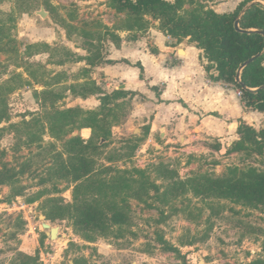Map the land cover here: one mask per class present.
I'll return each instance as SVG.
<instances>
[{"label":"rangeland","instance_id":"rangeland-1","mask_svg":"<svg viewBox=\"0 0 264 264\" xmlns=\"http://www.w3.org/2000/svg\"><path fill=\"white\" fill-rule=\"evenodd\" d=\"M205 5L207 0H195L178 15L188 18ZM125 18L110 0H0V111L6 115L0 122V264H21L24 254L37 258V264H44L42 254L46 261L54 257L59 264L264 261L260 209L192 192L164 196L176 175L185 180L195 174L225 176L232 168L262 169L264 147L259 152L248 140L235 150L234 144L217 147L214 140L184 143L158 135L145 139L141 121H128L130 100L82 107L65 90L92 77L93 65L85 59L98 52L103 64L112 55L111 34L125 38L142 33L122 31ZM156 24L151 20L149 27ZM83 31L96 32L100 38L86 37V43L88 38L92 43L88 50L82 48ZM45 90L63 95L53 103L54 109H81L60 117L54 132L46 121V113L54 110L49 104L43 108L38 100ZM82 121L92 126L85 127L90 130L87 138ZM242 130L241 138L246 133ZM261 130L255 132L259 141ZM74 134L96 146L94 173L78 189L76 183L53 175L58 154L66 159L63 142ZM165 170L176 174L165 179L160 176ZM89 183L93 186L86 187ZM81 198H97L124 211L128 223L104 234H85L75 229L69 212L63 218L47 219L53 205L65 206ZM43 222L60 228L56 239L49 238Z\"/></svg>","mask_w":264,"mask_h":264},{"label":"trees","instance_id":"trees-1","mask_svg":"<svg viewBox=\"0 0 264 264\" xmlns=\"http://www.w3.org/2000/svg\"><path fill=\"white\" fill-rule=\"evenodd\" d=\"M260 1L263 3L254 2L244 11H242L244 5L240 4L234 11L222 14L204 9L202 6L200 9L195 8L191 11L188 18L180 17L178 13L186 4L191 5L195 0H110V3L118 11L126 14L124 22L120 25L122 31L143 32L149 27L150 21L154 20L159 22L157 28L165 35L179 41L189 37L202 49L209 63L205 67L206 71L209 72L211 69L216 71V75H210V78L213 81L233 85L241 92L240 97L246 108L264 113V0ZM96 34V32L83 31L85 40L82 48L88 50L92 46L89 38L99 41L100 38H97ZM111 35L112 41L118 44L120 38L114 34ZM86 37H89L87 43ZM251 58L254 59L243 66ZM85 60L90 65L102 62L98 52ZM104 62L109 64L113 60ZM238 74L239 80L236 79ZM65 90L72 96L81 98L103 93L94 82L70 84L65 87ZM127 94L123 90H115L110 94L104 93L99 97L100 106L125 98ZM39 95L38 100L41 106L44 108L49 104L51 109L53 103L63 97L62 94L52 90L42 91ZM53 110L51 113H46V121L48 120L51 124L52 132L60 117L68 116L74 111H81V109L72 108L65 111L54 108ZM5 117V112L0 111V122ZM85 127L92 126L82 121L81 128ZM61 128L53 133L55 137H58L57 132H60ZM242 131L246 132L245 136L234 143L233 149L238 150L243 146L241 142L248 140L247 142L253 143L260 152L264 147V127L259 133L261 141L255 138L254 128L244 125ZM101 137L106 140V133L103 132ZM95 147L91 140L84 141L78 135L70 136L63 142L66 159H63V153L58 154L59 159L53 175L67 178L76 183V187L80 186L78 184L84 185L94 173L92 152ZM175 174L165 170L160 176L167 179L174 177ZM177 177L176 175L169 181L164 191L165 197H178L192 192L203 198L225 199L264 212V166L262 169L253 166L246 169L232 168L229 174L218 177L197 174L185 180H178ZM90 186H93V183H89L86 187ZM65 211L70 213L75 229L85 234H104L113 227L128 223V216L124 211L115 209L110 204L104 205L97 198L76 199L74 203L65 206L53 205L46 217L50 220L63 218ZM261 250L264 252V240ZM20 258L21 264H37V258L30 255H20ZM250 264H264V261L257 259Z\"/></svg>","mask_w":264,"mask_h":264},{"label":"crops","instance_id":"crops-1","mask_svg":"<svg viewBox=\"0 0 264 264\" xmlns=\"http://www.w3.org/2000/svg\"><path fill=\"white\" fill-rule=\"evenodd\" d=\"M254 2L263 3L207 0L208 6L204 9L222 14L243 4L244 11ZM112 45L109 50L112 55L108 54L105 61L113 62L92 67L83 63L91 67L92 77L79 80L81 83L96 81L95 85L103 93L86 98L71 95L75 105L97 107L104 93L123 90L127 96L115 101L130 100L133 108L128 121H141L140 131L145 139L158 135L167 141L184 143L214 140L217 147L229 148L241 139L244 125L255 130L264 127V113L246 108L237 88L210 78L216 71H206L209 63L202 49L189 37L179 41L162 33L156 24L137 35L120 37L119 43ZM237 77L240 78L239 74ZM82 134L87 138L90 130L83 128Z\"/></svg>","mask_w":264,"mask_h":264},{"label":"water","instance_id":"water-1","mask_svg":"<svg viewBox=\"0 0 264 264\" xmlns=\"http://www.w3.org/2000/svg\"><path fill=\"white\" fill-rule=\"evenodd\" d=\"M39 14H40L41 16H43V15L45 14V12H44L43 10H41V11H39ZM238 20H239V18H238L237 21H236V25H237V26H238ZM253 59H254V58H251V59H249L248 61H246V62L243 64V66H245L246 64H248L249 62H251ZM237 80H239V77H237ZM0 82H1V81H0ZM74 135H76V134H74ZM42 226H43V228L49 230V238H50L51 240H53V239H55V238H57V237L59 236V234H60V228H59L58 226L51 227V225H49V224H47V223H44V222L42 223Z\"/></svg>","mask_w":264,"mask_h":264},{"label":"built area","instance_id":"built-area-1","mask_svg":"<svg viewBox=\"0 0 264 264\" xmlns=\"http://www.w3.org/2000/svg\"><path fill=\"white\" fill-rule=\"evenodd\" d=\"M241 94V92L239 91V95ZM40 260L44 263V264H55L54 262H55V259H54V257H49L48 259H47V261L45 260V258H44V255L42 254L41 255V257H40ZM49 261V262H48Z\"/></svg>","mask_w":264,"mask_h":264},{"label":"bare ground","instance_id":"bare-ground-1","mask_svg":"<svg viewBox=\"0 0 264 264\" xmlns=\"http://www.w3.org/2000/svg\"><path fill=\"white\" fill-rule=\"evenodd\" d=\"M56 239V238H55Z\"/></svg>","mask_w":264,"mask_h":264}]
</instances>
